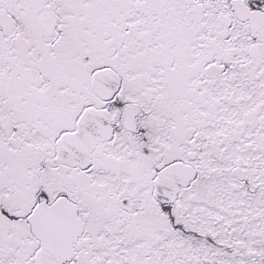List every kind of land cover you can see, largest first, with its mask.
Segmentation results:
<instances>
[{"label": "snow or ice", "instance_id": "snow-or-ice-1", "mask_svg": "<svg viewBox=\"0 0 264 264\" xmlns=\"http://www.w3.org/2000/svg\"><path fill=\"white\" fill-rule=\"evenodd\" d=\"M0 264H264V0H0Z\"/></svg>", "mask_w": 264, "mask_h": 264}]
</instances>
